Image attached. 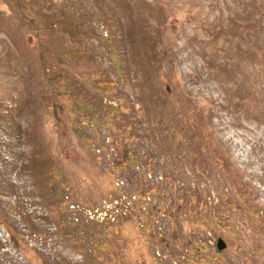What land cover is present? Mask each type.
<instances>
[{"label": "rangeland", "instance_id": "obj_1", "mask_svg": "<svg viewBox=\"0 0 264 264\" xmlns=\"http://www.w3.org/2000/svg\"><path fill=\"white\" fill-rule=\"evenodd\" d=\"M0 264H264V0H0Z\"/></svg>", "mask_w": 264, "mask_h": 264}, {"label": "water", "instance_id": "obj_2", "mask_svg": "<svg viewBox=\"0 0 264 264\" xmlns=\"http://www.w3.org/2000/svg\"><path fill=\"white\" fill-rule=\"evenodd\" d=\"M215 245L217 251H221L226 248V243L222 240V238H218Z\"/></svg>", "mask_w": 264, "mask_h": 264}, {"label": "bare ground", "instance_id": "obj_3", "mask_svg": "<svg viewBox=\"0 0 264 264\" xmlns=\"http://www.w3.org/2000/svg\"><path fill=\"white\" fill-rule=\"evenodd\" d=\"M183 55V54H182ZM180 55V57L178 58V60H180V58H183L184 56ZM177 58V57H176ZM175 58V60L177 61V59ZM179 169V168H178ZM254 175V174H253ZM214 181V180H213ZM212 181V182H213Z\"/></svg>", "mask_w": 264, "mask_h": 264}]
</instances>
